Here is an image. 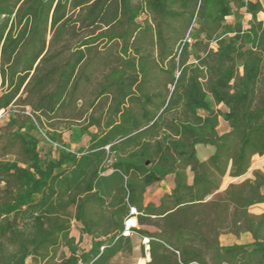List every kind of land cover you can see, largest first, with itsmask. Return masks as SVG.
<instances>
[{
	"label": "trees",
	"instance_id": "obj_1",
	"mask_svg": "<svg viewBox=\"0 0 264 264\" xmlns=\"http://www.w3.org/2000/svg\"><path fill=\"white\" fill-rule=\"evenodd\" d=\"M263 11L259 0H0V110L13 112L0 133V264L53 262L60 248L58 264H117L133 236L146 264H264V213L251 212L264 171L221 191L264 157ZM119 42L134 56L92 87L82 70ZM84 101L111 102L109 132L60 148L49 128ZM42 139L57 155L42 157ZM199 146L213 153L201 160ZM169 177L171 192L145 204ZM225 235L252 241L223 246Z\"/></svg>",
	"mask_w": 264,
	"mask_h": 264
},
{
	"label": "crops",
	"instance_id": "obj_2",
	"mask_svg": "<svg viewBox=\"0 0 264 264\" xmlns=\"http://www.w3.org/2000/svg\"><path fill=\"white\" fill-rule=\"evenodd\" d=\"M252 1H255V0H252ZM259 1L263 4L262 0H259ZM263 7H264V4H263ZM260 14H263V12ZM260 14H259V20L264 22V19L260 18ZM109 45L110 46L108 48H111L112 45L115 46L112 48L114 50L113 53H109V54L106 53V54L100 55V58L96 63H94L93 65H89L88 68L85 67V69L82 70L84 75L86 74V76H85L86 80L91 78L92 87L98 86L99 83L102 81L105 74H109L112 70L120 68L118 66L119 65L118 59L120 57L129 58V57L134 56L133 53L132 54L129 53L127 56L122 55L120 53V50L122 48L121 42H119L118 44L114 43V44H109ZM83 65L85 66V64H83ZM4 89L7 90V84L5 85ZM0 91H2L1 86H0ZM88 104L89 103H87V101L81 102L76 107H74V109H76V110H74L73 114L71 112H68L67 116L65 118H63V117L58 118L56 120V122H57L56 127L51 128L52 129L51 132L55 131L57 134H62L63 143H66L67 140L74 139L75 136H79L78 138H80V140L88 142L86 149L88 147H90L95 140L101 139L106 133L109 132V129H107L105 127V123L107 121L108 110L110 108L111 102L104 104L102 106V108H100V109H98V107H96L98 102H96L94 108L89 107ZM82 113H83V116H81V117L77 116V114H82ZM91 116H94L96 119L101 118V121H100L101 125L100 126H99V124L90 125ZM82 124H84V125L82 126ZM71 151L74 152L73 150H71ZM155 185H165V188H166V190L164 192V194H165V193L171 192V190L174 187V182L169 177L166 181H163L161 183H157ZM151 187H149V188H151ZM162 189H164L163 186H162ZM164 194H162L161 197ZM150 202L158 203L155 200H149L148 202H145V204H148ZM72 236L79 238V235H75L73 233H72ZM132 241H133L134 252L137 253V251L141 250L142 240L138 236H133ZM146 259H148V261H150V256L147 255Z\"/></svg>",
	"mask_w": 264,
	"mask_h": 264
},
{
	"label": "rangeland",
	"instance_id": "obj_3",
	"mask_svg": "<svg viewBox=\"0 0 264 264\" xmlns=\"http://www.w3.org/2000/svg\"><path fill=\"white\" fill-rule=\"evenodd\" d=\"M256 1V0H255ZM263 4H264V0H262ZM260 18L264 19V11L263 14H260ZM248 19H250V17H248ZM228 22H232V18H228ZM162 79V78H160ZM201 114H204L203 112H201ZM11 118V116L6 117L1 123H0V133L3 134L6 132L7 126L6 124L8 123L9 119ZM84 124H82L83 126ZM228 127L227 125L224 123L223 120H221V124L219 127V133H223L225 131H227ZM51 128H49V131L51 132ZM45 137V136H44ZM79 136H75L74 139L72 140H67L66 143L62 142V145L59 147L60 148H69L71 150H73L74 152H81L83 150L86 149L87 147V143L86 141H82L80 140V138H78ZM46 138V137H45ZM52 143V141L49 140H44L42 139V143H41V155L42 157L47 156L48 154H53V156L57 155V153L55 152V150H53V153H50L49 151L50 149V144ZM49 152V153H48ZM213 153V148L210 146H199L198 147V154L201 160H206L211 154ZM7 159H11L10 157H7ZM254 170H262L264 171V157H255L252 161V167L250 169V171L248 172V174L246 176H244L243 178L237 179V180H233L232 178L226 176L223 180V184L221 187V191H224L228 185L230 183L233 182H242L246 179H251L253 178V171ZM192 180V178L190 177V181ZM167 184V183H166ZM162 186L164 189H162ZM166 188L165 185H154L151 188H149L146 193L144 194V198H145V202H148L149 200H155L156 202L159 201V198L161 197L162 194H164ZM251 212L254 214H261L264 213V206L263 205H258L255 206L251 209ZM133 220V219H132ZM134 222L136 223V219L134 218ZM79 224L76 223L75 221H72V233L75 235H79ZM150 230H155V228L149 227ZM252 241L251 237L248 235H244L240 238H237L235 236L232 235H225L221 237V244L223 246H232L235 244H248ZM144 242V241H143ZM82 246L86 247L87 243L84 242L82 244ZM68 255V251L64 248H60L57 252H55L53 254L54 256V260L53 262L48 261L46 263H44V261H42L40 258H38V264H58L60 263L66 256ZM148 261V259H146V257H142L141 254V250L137 251V253H133V255L131 256H125V255H121L119 256L115 262L117 264H146ZM28 263H34V259H28Z\"/></svg>",
	"mask_w": 264,
	"mask_h": 264
},
{
	"label": "built area",
	"instance_id": "obj_4",
	"mask_svg": "<svg viewBox=\"0 0 264 264\" xmlns=\"http://www.w3.org/2000/svg\"><path fill=\"white\" fill-rule=\"evenodd\" d=\"M13 112L10 111V110H0V123L6 118V117H9L11 116ZM28 115H30L28 112H27ZM108 150V147L106 148ZM137 215V211L135 208H131V212H130V218L126 221V228H125V231L123 233L124 236H131L132 235V231L131 229L136 227L137 225V221L136 223H133L132 222V219H134L135 216ZM136 219V218H135ZM149 242L148 239H144V243L147 244ZM147 250H149V247L147 246L146 248Z\"/></svg>",
	"mask_w": 264,
	"mask_h": 264
},
{
	"label": "bare ground",
	"instance_id": "obj_5",
	"mask_svg": "<svg viewBox=\"0 0 264 264\" xmlns=\"http://www.w3.org/2000/svg\"><path fill=\"white\" fill-rule=\"evenodd\" d=\"M135 220L133 219L132 222H134Z\"/></svg>",
	"mask_w": 264,
	"mask_h": 264
}]
</instances>
